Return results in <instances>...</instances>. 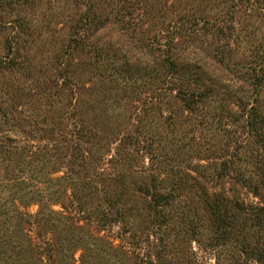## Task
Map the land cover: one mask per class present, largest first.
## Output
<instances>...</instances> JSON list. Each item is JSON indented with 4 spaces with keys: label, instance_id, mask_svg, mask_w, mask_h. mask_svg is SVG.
<instances>
[{
    "label": "rangeland",
    "instance_id": "obj_1",
    "mask_svg": "<svg viewBox=\"0 0 264 264\" xmlns=\"http://www.w3.org/2000/svg\"><path fill=\"white\" fill-rule=\"evenodd\" d=\"M3 4L0 264H264V245L255 237L247 238L250 253L234 240L240 232L234 227L233 239H217L222 228L205 202L219 196L231 207L237 201L248 209L243 215L249 222L264 214V197L234 172L240 164L235 149L251 138L226 116H217L210 128L200 105L192 111L176 96L178 83L168 67L176 57L198 65L237 110L252 91L239 72L213 59L224 36L203 25L193 33L197 38L185 28L175 31L181 17L198 9L209 20L227 15L233 61L245 66L263 35L258 9L264 0L231 10L224 0ZM87 9L103 21L76 46L72 27ZM117 13H124L123 22L114 19ZM97 48L111 56L108 69ZM121 68L145 78L124 82L115 74ZM252 148L264 163L259 146ZM239 154L247 156L242 147ZM257 160L250 173L256 174ZM225 162L223 177L204 169L213 166L217 173Z\"/></svg>",
    "mask_w": 264,
    "mask_h": 264
},
{
    "label": "trees",
    "instance_id": "obj_2",
    "mask_svg": "<svg viewBox=\"0 0 264 264\" xmlns=\"http://www.w3.org/2000/svg\"><path fill=\"white\" fill-rule=\"evenodd\" d=\"M224 1H226V3H232L230 5L231 8L229 10L235 9V6L243 4L244 1H254L257 6L260 4V0H238L239 2L236 4L234 3V0ZM3 3L4 0H0V8L2 5H4ZM210 9L211 7L208 8V10ZM213 9L214 7H212V10ZM260 9L264 12V5L260 6L258 10ZM204 10L205 9H198L192 16L185 15L181 17L180 27L175 31V33L182 32L181 30H184L185 28L184 32H189V37L191 39L193 37L197 38L198 33H193H195V30H198L199 32L198 26L203 25L205 28H216V31H218L220 35L224 36L226 41L221 45L217 44L216 48H213V59L222 66H225V68L230 70L231 73L236 74L237 72H239L240 77H238L242 79L241 81H244V84H247L249 85L248 87H251L249 88L251 90L248 91H252V93L250 96H248L250 97V99L248 100H244V98L239 99L236 104L237 110H233V108L229 107V104H226V102H224V97H221L222 94L225 95L224 92H222L221 90L224 87H222L221 85L219 87V84H217L218 82H215L210 77L207 78L198 65L196 66L194 64L195 68H193V65L190 66V63H182L181 59H179V57H176L173 60L172 58L169 59L168 62L169 73L171 75V78H174V80L178 83V93L176 96L178 98L180 97L181 100L184 101L188 105V107L191 108L192 111L198 109L200 105L199 108L204 110L203 113L205 114V121L206 123H211L210 128L212 129L215 128V125L213 123L217 116L230 117L235 123H241V127L246 133V137H250L251 141L244 143L245 145L241 144V146L235 149L233 155L234 159L240 158L239 166L234 169V172L236 173V179L238 182L247 186L253 192L254 195L264 197V163H262V160L260 159L257 160V156L255 155L256 149L253 150L254 148H252L254 146H259L258 150L261 151V155L264 154V31L263 35H261L262 37H260L259 39V42L253 49V52L256 53L253 61L245 66H242V64H238L233 61L235 49L231 46V38L233 37V34H227L229 30V27L226 26V22L228 20L227 15L219 19L209 20L207 19V17L203 16V14L205 13ZM123 17L124 13H117L116 16H114V19L118 22H123ZM102 21L103 19L98 17L95 14L94 10L93 12H91L89 9H87L81 17L80 23L72 27L73 34L71 37V42H74V45L77 46L80 41H83L82 34L90 31L96 26L98 27V24ZM71 49L69 51H71ZM97 49L98 52L95 55L99 57V60L103 59L104 61H106L105 66L106 69H108V64L110 63L109 60L111 59V56L107 55L105 51H103L101 48ZM103 60H101V62ZM96 63H98V61H96ZM164 64H166V60H163V65ZM123 71L125 73H128V75L123 73ZM136 73L138 74L137 71L132 73L131 70L126 71L123 68H121L120 70L118 69L115 72V74L123 77L120 78L124 82L128 83H132L140 79L143 80L145 78L144 76L141 78H139V76L135 77L134 75ZM226 131L229 137H233L231 133H228L227 129ZM224 147L222 149H224ZM241 147L247 153V156L245 158H241L239 154V150L241 149ZM255 159L259 162L258 167L254 169L257 175L250 173V167L254 165ZM209 168L206 167L204 169L206 171L212 170L215 175L217 174L218 178L226 175L228 173L227 171L229 170L227 162L223 164L221 171L217 173V168H214L213 166ZM213 173L209 174L212 175ZM183 175L184 174L179 175V178L182 179ZM176 184L177 188L180 187L178 183ZM46 188H48V186ZM41 191L42 190L40 189L38 192L41 193ZM157 195L161 196V194L158 193ZM160 196H157V198H159ZM221 200L225 199H222L218 196L214 197V199L209 200L207 198L205 200V202L209 204L210 208L213 210L215 215H217L220 227L222 228V232L217 237V239H222L224 241H229L233 239L231 234H236L234 233V231H229V229H232V227H234L238 231H240L238 232L239 234L234 237V240L240 242L243 247L244 245H247V247L249 248L247 250L248 253H250V251L252 252L251 249H254V247L248 246L250 244L247 243V238L255 237L257 243L263 242L264 245V236L260 233L262 221L264 222V214H256L254 216L255 223L252 220L251 222H249L243 215L246 214L245 211L248 210L247 208H244L237 201H235L234 203L231 202L230 207L228 203H223ZM159 202H161V200L158 199V203ZM221 203L225 205L223 206L221 205ZM260 212H264V209L261 208ZM249 223H251L250 226ZM253 224H255L254 227H256L257 229L251 231V228L253 229ZM239 237H242V239L240 240Z\"/></svg>",
    "mask_w": 264,
    "mask_h": 264
}]
</instances>
